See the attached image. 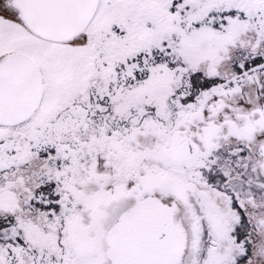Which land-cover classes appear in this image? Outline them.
Returning a JSON list of instances; mask_svg holds the SVG:
<instances>
[{
  "label": "snow or ice",
  "instance_id": "snow-or-ice-1",
  "mask_svg": "<svg viewBox=\"0 0 264 264\" xmlns=\"http://www.w3.org/2000/svg\"><path fill=\"white\" fill-rule=\"evenodd\" d=\"M0 264H264V0H0Z\"/></svg>",
  "mask_w": 264,
  "mask_h": 264
}]
</instances>
